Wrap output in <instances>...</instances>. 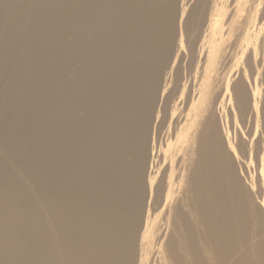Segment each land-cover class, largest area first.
Wrapping results in <instances>:
<instances>
[{
  "label": "bare ground",
  "instance_id": "1",
  "mask_svg": "<svg viewBox=\"0 0 264 264\" xmlns=\"http://www.w3.org/2000/svg\"><path fill=\"white\" fill-rule=\"evenodd\" d=\"M193 1L106 0L107 14L64 15L57 25L65 31L108 16V55L92 58L105 71L91 83L89 46L60 40L17 61L23 68L45 55L40 69L64 53L77 64L70 72L77 87L47 96L49 122L38 113L10 117L42 119L47 131L55 124L58 140L31 134L30 145L9 152L12 162L27 157L24 170H37L27 178L12 179L0 165V264H261L254 241L264 243V196L255 199L264 191V15L252 13L264 0ZM26 26L20 23L12 47ZM201 64L202 89L187 91L182 74L191 79L194 68L196 80ZM7 67L0 58V72ZM53 79L61 81L57 73ZM37 81L23 73L9 79L17 97L5 102ZM68 93L87 94V121L78 127ZM53 149L57 160L49 159ZM33 151L47 162L28 159Z\"/></svg>",
  "mask_w": 264,
  "mask_h": 264
},
{
  "label": "rangeland",
  "instance_id": "2",
  "mask_svg": "<svg viewBox=\"0 0 264 264\" xmlns=\"http://www.w3.org/2000/svg\"><path fill=\"white\" fill-rule=\"evenodd\" d=\"M82 2L84 3V4L82 3L83 11H75V8H77L76 6H80L81 0H67V1L66 0H0V36H2V37L4 36L5 40H6V41L0 40V42H1L0 43V56H1L0 58H3L5 60H7V62H8V67L6 69L2 70V72H0V78L2 76L1 79H4L6 81L4 84H2V86H0V89H1L0 90V104H1L0 105V113L2 112L4 115V116L0 115V121L2 122V123L0 122V132H6V133L7 132H12V133L16 132V135L13 137L14 139L13 138H8V139L0 138V159H1L0 165L3 166L4 168H8L9 173H13V175L12 174L10 175L12 177V179L22 180V178L23 179L27 178V175L29 176V174H30L29 171H31L30 175L35 174L33 172H37V170L35 168H31V169H27V170L23 169L22 166L24 165V163H26L27 157L24 161L23 160L18 161V162H14V161L12 162L11 161L12 160L11 154H12V152H14V150H16L18 147H20V145L25 146V145L31 144V142L29 141L31 134L34 136L36 134L37 135L41 134L44 139L50 140L52 142H56V140H58L56 138L57 137V133H56L57 131L56 130L58 128L57 125H55V124L53 126L51 125V127H49L48 131L46 130V128H47L46 126L48 125V122L51 121L52 111H53L52 107L54 106V101L51 100L49 97L47 98V96H49L51 94H55V93L56 94H58V93L62 94V92L64 91L63 89H69V92H72L74 90L73 88L76 85V82L74 80H71V77L75 73L76 65H77V64L73 63V61L68 62L67 61L68 59L66 58L64 53H59L58 60L61 58L60 61L57 60L54 62H50V63L44 65L43 67H41L40 69L37 67V63L45 55L36 54V56H34V59H32L31 63L27 66H24L23 68H20L16 65L17 61L19 59H21L25 53H27L29 48L41 49V48L48 46L49 44H51L53 42H57V41L60 42V40H61L63 42V44L67 45V47H69L71 45L69 47L71 49H75L77 46H79V47L83 46L82 48H84V47L86 48L89 46L91 48L90 49L91 50L90 51V64H91L90 65V71L91 72L89 71V74H88L89 76L87 77V80L90 76L95 77L97 75V73L99 74L98 70H100L101 68H103V71H105V65L106 64L105 63L103 64V62H102V64H98V63L94 64V62H96V61L93 60V62H92V58H93V54L97 55L99 53V51L101 52V54L106 53L105 55H108V51H107L108 47H107V39H106L107 35H108V31H107L108 28L106 27V26H108V24L106 23L108 16H100L99 18H96V19L92 18L90 20V22H87V27L82 28V29H73V30L71 29V30L65 31V30H62L57 25V21L60 20L61 18H63L64 15H66V14H74V13L75 14H77V13L78 14H98V13L99 14H107V12H108V11L106 12V10H107L106 0H85V1L82 0ZM193 4L194 5L196 4L195 0L193 1ZM198 11L199 10L194 11L193 14H199ZM14 14H22V16L18 17ZM41 14H52V15L42 19ZM252 14L258 15V17H262L264 15V3L260 7H258L257 10H255ZM12 16H14V17H12ZM74 18H76V17H74ZM101 18H102V20H101ZM31 19H33V20H31ZM103 21L106 24H103ZM21 22L22 23H28V26H26L23 29L24 35L20 41V44L18 46L12 47V45L10 44L11 37L13 36L15 31L20 29V23ZM34 22H35V26H34V29L32 30L29 26L31 23H34ZM99 23H101V24H99ZM101 25H103V27ZM104 25H106V26L104 27ZM87 32H88V34H87ZM43 35H47V37L49 38L48 43L47 42L44 43V41L41 40L43 38ZM66 40H67V42H65ZM83 42H85L84 44L86 46H84ZM183 45H184V51H185L186 55H189L188 48H187L188 47L187 42L185 41ZM79 47H77V48H79ZM85 58H87V57L82 56L81 60L85 61ZM62 59L64 61H66L65 65L67 67L66 66H64V68L62 67ZM236 59L237 58L234 56L233 60L230 63V66L235 64ZM188 61H189V56L187 57V60L185 61L183 67L187 66ZM91 67H92V69H91ZM67 69L69 71H67ZM61 70H62V72H61ZM71 70H73V74H72ZM192 70H193V72L191 75L194 77V75H195L194 70L195 69L193 68ZM59 72H60V75H59ZM70 72L72 75L70 74ZM22 73L27 74L29 76H34V77L38 76L37 84L32 87V89H31L32 91L28 90V91H25L23 94H21V96L19 95V99L17 98L18 99L17 101L13 100V103H6L5 98H7L9 96L10 97H13V96L17 97V95H16L17 93H15V91H13L10 88L9 79H12V78L15 79V77L19 76ZM56 73L58 76L61 77V81H59V82L58 81L56 82L53 79L54 76L56 75ZM182 75H183V78L181 81V85H182V87L186 86L187 91H189V90L198 91V90L202 89V87H203L202 85L204 84L202 64L199 65L198 75L196 77V80L193 77L191 79L188 77L187 70ZM93 77L92 78L90 77V79H89L90 83H91V80L93 79ZM69 81H71V82H69ZM101 86L105 89H107L106 88L107 86L110 87V85H108V84H107V86H103V85H101ZM65 87H67V88H65ZM75 87H77V86H75ZM42 91L44 94H42ZM60 91H62V92H60ZM38 94L43 95L40 99V102L38 100V97H36ZM68 98H69L70 105L71 104L73 105V115H72L73 127L74 126L78 127L77 125L79 123L85 124V122L87 121V118H86L87 116L85 114H87L86 110H88V109H86L87 106H85V104H86L85 101H87V99H86L87 94L84 95V93H82L80 95L71 96L70 93H68ZM163 105H164V102L161 103V107ZM171 106H172V104L169 105L170 109H171ZM6 111L9 113H7ZM23 113H27V114L35 113L36 115L39 114L38 115L39 117H42V115H43L44 119L47 120V118H48V120H47L48 122H44L42 119L38 120V121H31L30 122L28 120L27 121L23 120L21 117L19 118L20 120L15 122V123L11 121L10 117L12 115H14V116L19 115L20 116ZM240 127L242 129H244V125L242 123H240ZM18 129L21 130V132L19 131L20 133H17ZM77 132L75 133L76 135L74 136V139L72 140V150L76 149V139L78 137L77 135H79ZM80 134H81V132H80ZM171 134H172V131H171ZM82 135H85V131L83 132ZM50 136L51 137L53 136V138L51 139ZM1 141H2V143H1ZM4 144H5V146H4ZM56 144H57V142H56ZM165 145H166V143H163L164 148L166 147ZM73 146H74V149H73ZM37 152L34 153V151H33L32 153H30L31 155H28V159H30V158L39 159L40 158L38 160L40 162V164H45V162H47V159H45V156L42 154L36 155ZM3 153H4V155H3ZM7 153H9V154H7ZM57 156H58L57 150L54 151V149H53L52 154L49 155V159H52V160L56 159L57 160ZM42 158H43L44 162L42 161ZM5 160H7V161L5 162ZM19 162H22V163H19ZM18 167H20V168H18ZM165 168H168V161H166V163L163 166V169H165ZM23 173H25V174H23ZM263 196H264V191H262L260 195L257 194V196L255 198L256 202L259 201L260 198ZM257 246H258L259 253H260V263L264 264V243L261 244L259 241H257V243L254 241V247H257Z\"/></svg>",
  "mask_w": 264,
  "mask_h": 264
}]
</instances>
